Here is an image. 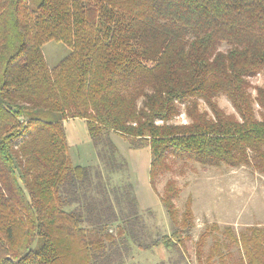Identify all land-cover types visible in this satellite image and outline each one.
Segmentation results:
<instances>
[{
  "label": "trees",
  "instance_id": "trees-1",
  "mask_svg": "<svg viewBox=\"0 0 264 264\" xmlns=\"http://www.w3.org/2000/svg\"><path fill=\"white\" fill-rule=\"evenodd\" d=\"M51 40L70 52L49 68L41 47ZM262 71L264 0H0V264H125L132 246L158 245L183 257L190 200L179 214L167 181L159 200L171 230L151 231L110 135L149 147L153 187L171 156L264 174V82L254 95L249 82ZM181 110L188 122L172 123ZM72 118L85 121L99 164L73 163ZM206 228L197 264L223 261L231 244L239 264H264V227L226 226V244L203 258L219 226Z\"/></svg>",
  "mask_w": 264,
  "mask_h": 264
},
{
  "label": "rangeland",
  "instance_id": "rangeland-1",
  "mask_svg": "<svg viewBox=\"0 0 264 264\" xmlns=\"http://www.w3.org/2000/svg\"><path fill=\"white\" fill-rule=\"evenodd\" d=\"M33 7L36 0H29ZM42 52L49 68L55 66L69 52L70 48L58 41H49L42 45ZM251 84L250 91L255 94L253 87L260 86L264 82V71L249 78ZM215 102L226 114L236 116L234 107L229 100L220 95ZM200 109L208 112V107L200 103ZM257 116L259 107L254 104ZM188 117L181 110L172 120V123L182 124L188 122ZM83 132L86 131L82 127ZM112 141L118 148L120 154L127 163V171L123 173L133 184V179L138 178V186L133 184L134 193L146 209L151 210V215L145 214L146 225L154 233H170L171 223L165 212L164 207L158 197L163 194L164 185L167 181H172L177 188V195L173 199V204L179 214L184 209L185 202L190 200L191 211L193 213V227L190 238L185 241V254L183 257L174 251H165L160 245L151 250H139L132 246L131 252L125 264H158L160 262H169L168 264H197L195 255V242L199 235L205 231L208 225L216 223L219 230L206 237L203 247V258L212 248L213 243L228 241L224 228L229 226L238 235L249 227H264V174L258 172L252 165L229 166L220 164L218 166L202 165L197 161L190 159L169 157L167 160V169L159 172L154 178L155 190L157 194H151L142 186L139 171L136 176L133 173V167L127 160L128 143L117 134L110 135ZM70 155L74 163L83 165H97L99 158L97 149L92 141H86L79 146L70 147ZM126 156V158L124 157ZM136 168V167H135ZM137 169V168H136ZM118 174V173H117ZM122 175L119 173V176ZM146 178V176L144 177ZM141 208V207H140ZM36 245V244H35ZM240 247V246H239ZM236 244H231L229 254L224 255L223 261H220L216 255L212 264H239L238 258L242 254L241 249ZM227 253V251H224Z\"/></svg>",
  "mask_w": 264,
  "mask_h": 264
},
{
  "label": "crops",
  "instance_id": "crops-1",
  "mask_svg": "<svg viewBox=\"0 0 264 264\" xmlns=\"http://www.w3.org/2000/svg\"><path fill=\"white\" fill-rule=\"evenodd\" d=\"M64 124H65L64 128H65V133H66V139H67V142L69 145V152H70L71 146H77V145L79 146V144L86 142V141L91 142V140L89 138L90 136L88 135V132H87L85 121L83 119H80V118H78V119L77 118L67 119V120H65ZM82 127L86 128L85 132H83ZM127 147H128V153H125V155H127V157H128L127 161L131 163V168H132V166H134L132 174H134L136 176L137 174H135V173H137V170H138L139 171L138 174L141 178L142 186L145 188V193L147 191L151 194H157V197H158V191L155 190V188L152 186L150 179H149L148 171H149L150 158H151L149 147L148 146L147 147H141V148H130L129 146H127ZM124 157L126 158V156H124ZM71 159H72V157H71ZM75 164H77V163H75ZM80 165H83V164H80ZM145 176H146V178H144ZM134 183L136 186H138V178L137 177L135 179H133V184ZM158 199H159V197H158ZM138 204H139V207H141V209L144 210V208L141 205V202L139 200H138Z\"/></svg>",
  "mask_w": 264,
  "mask_h": 264
}]
</instances>
